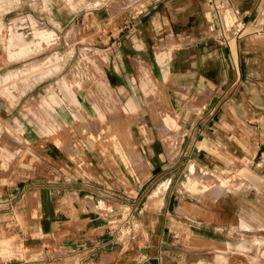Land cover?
Segmentation results:
<instances>
[{
	"label": "crops",
	"instance_id": "crops-1",
	"mask_svg": "<svg viewBox=\"0 0 264 264\" xmlns=\"http://www.w3.org/2000/svg\"><path fill=\"white\" fill-rule=\"evenodd\" d=\"M118 3L105 8L112 42L105 80L118 119L131 120V100L136 91L140 96L151 90L148 81L162 95L161 101L140 99L136 105L131 133L137 162L100 163L86 148L75 152L80 162H70L65 152L49 146L46 127L24 114V106L36 107L37 101L24 105L27 92L13 104L1 99L5 112H15L12 119L25 124L22 133L12 131L10 147L0 145L9 148L12 160L3 167L0 150V247L7 236L18 238L28 260L38 253L41 260L34 264H244L254 241L264 247V0ZM31 7L30 16L59 28L77 26L83 13L65 6L54 19L53 8ZM33 34L35 41H25L19 51L56 40L44 26ZM1 61L0 52V70ZM57 101L42 104L53 108L56 123L83 121L66 100ZM80 106L92 104L82 100ZM164 117L174 124L167 138L179 140L170 147L158 136ZM192 186L208 190L195 195ZM136 199L141 207L132 213ZM118 222L134 229L116 245ZM168 243L192 253L190 260L164 255ZM69 250L85 256H54ZM118 252L128 254L120 260ZM19 261L0 264H25ZM249 264H264V258Z\"/></svg>",
	"mask_w": 264,
	"mask_h": 264
},
{
	"label": "rangeland",
	"instance_id": "rangeland-1",
	"mask_svg": "<svg viewBox=\"0 0 264 264\" xmlns=\"http://www.w3.org/2000/svg\"><path fill=\"white\" fill-rule=\"evenodd\" d=\"M118 2L120 0H1L0 2V52L1 62L5 64L0 70V78L7 73H13L9 80H0V100L3 99L9 104H13L21 94L27 92L23 97L24 105L26 101H37V104L40 105L36 107H33L32 104L24 106L27 110L24 111V114H30L32 116L30 118L34 120L32 122L46 127L45 133L49 146L51 148L57 146L65 152L70 162H80L75 152L81 148H86L94 154L93 158H97L100 163L108 161L114 163L115 166L119 162L136 164L138 159L136 140L134 134L131 133L133 126H135L133 120L138 118L135 115L137 114L136 105L140 99H145L147 104L153 102L154 99L162 100L160 91L156 92L154 84L148 81L151 90L143 91L140 96L136 91V97L131 100V107L129 108L132 114L131 120L123 123L118 119V107L115 105L117 103L105 80V70L108 56H110L109 50L112 51V42L107 40V36L111 33V25L106 22L105 8L106 6H121L122 3ZM34 4L41 8L46 6L53 8L52 16L54 19L61 17L62 12L59 16L57 10L65 6L73 11L83 13L77 19V26L71 29L59 28L55 22H50V26L44 25L38 18L30 16L29 10ZM36 15L39 17V11ZM120 25L115 28L119 33L122 32V25ZM38 26H44L52 31L56 35L55 42L41 49H37L32 44L31 50L19 51L25 41H35L33 31ZM11 38L12 45H9ZM64 65L65 69L62 71L61 68ZM46 73L47 75H45ZM64 81L67 83L66 89L62 87ZM59 99L66 100V104L70 105L68 109L71 110L72 114L81 115L83 121L76 122L71 119L66 124L56 123L53 120V108L42 106V104H48V101L52 105L58 104L57 100ZM82 100H88L92 107H81ZM0 111L3 115V121L0 124V130L3 133L1 137L3 138H0V145L2 143L3 147L6 148V145L12 144L13 140L9 139L12 131L22 133L25 122L16 118L13 120L12 117H16L15 112H5V107L0 106ZM148 111L150 114L154 113L152 109ZM165 118L167 117H164L162 129L158 131V136L165 147H170L179 140L167 138L169 130L174 127V124L166 122ZM18 142L21 144V140ZM0 147V150L4 151V157L1 158L2 166H10L12 160L9 155V148ZM183 163L181 160L182 166H184ZM182 173L186 174V171ZM193 183L196 181L194 180ZM206 190L208 188L203 186L189 188L190 193L195 195H202ZM161 191L156 199H161ZM115 199L116 203L121 205L122 194L116 191ZM141 199L132 202V213H136L140 209ZM133 215L136 218V214ZM133 229V226L129 229L128 226H123L120 222L115 223L112 237L117 241L116 245L121 244L126 238L125 234L129 230L133 232ZM7 237V244L0 247V260L17 259L20 260L18 263L25 264H34L41 260L37 252L34 256H29V258L35 257L36 259L28 260V255L22 250L21 240ZM261 245V242L254 241L252 249H249L250 252L245 253L248 256L244 259V264H249L256 258H264V250L262 249L264 247ZM165 246L167 249L164 250V255L169 257L183 255L184 263H187L192 257V253L185 249H177L170 243ZM118 253L120 260L128 254L125 252L127 254L123 256V252ZM74 255L85 256V252L69 250L57 251L54 254L59 259Z\"/></svg>",
	"mask_w": 264,
	"mask_h": 264
},
{
	"label": "bare ground",
	"instance_id": "bare-ground-1",
	"mask_svg": "<svg viewBox=\"0 0 264 264\" xmlns=\"http://www.w3.org/2000/svg\"><path fill=\"white\" fill-rule=\"evenodd\" d=\"M161 190H162V188L160 187L155 195H158Z\"/></svg>",
	"mask_w": 264,
	"mask_h": 264
}]
</instances>
